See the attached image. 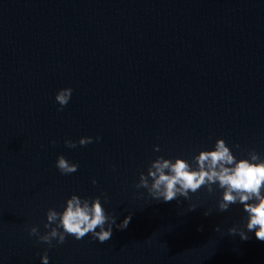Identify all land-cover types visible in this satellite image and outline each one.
<instances>
[{"label":"water","instance_id":"water-1","mask_svg":"<svg viewBox=\"0 0 264 264\" xmlns=\"http://www.w3.org/2000/svg\"><path fill=\"white\" fill-rule=\"evenodd\" d=\"M81 136L93 143L65 146ZM217 138L264 154V0H0V264L45 250L49 264H264V241L227 234L240 205L219 212L203 187L146 203L134 187L157 156ZM61 154L75 173L56 169ZM72 194L106 196L130 223L104 243L29 235Z\"/></svg>","mask_w":264,"mask_h":264},{"label":"clouds","instance_id":"clouds-1","mask_svg":"<svg viewBox=\"0 0 264 264\" xmlns=\"http://www.w3.org/2000/svg\"><path fill=\"white\" fill-rule=\"evenodd\" d=\"M73 89L65 87L58 89L54 100L62 110L70 101ZM101 138L95 137L96 141ZM55 143V141H52ZM93 143V137L81 136L78 141L65 140L68 148L85 146ZM240 145L229 146L224 138H217L210 148L201 149L190 158L175 156L165 158L157 156L148 164L146 172L139 173L135 183L136 189H145L148 200L157 203H168L180 198L188 201L191 194L197 193L202 187L208 195L218 193L216 210L225 212L233 205H240L244 213L240 226L227 229L229 236H238L242 241L254 234L255 238L264 241V154L257 151L234 152ZM154 152H159V145L153 146ZM55 167L62 175L75 173L79 165L69 161L64 155H58ZM96 184V180H92ZM103 195V194H102ZM143 196V193L140 194ZM107 197H81L72 194L67 197L61 210L50 207L45 212V232L40 233L38 226L28 229L30 236H35L39 242L49 248L63 244L68 235L80 240L86 235L100 243L108 241L113 233V227L124 230L130 223L132 213L129 212L120 223L117 217L109 212L104 204ZM197 208V204H189L188 211ZM205 216L211 214V209L205 210ZM215 231L219 232V226ZM40 264H49L47 250L39 256Z\"/></svg>","mask_w":264,"mask_h":264}]
</instances>
